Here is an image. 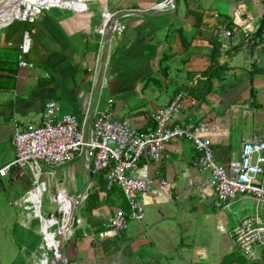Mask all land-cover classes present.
<instances>
[{"label":"crops","instance_id":"1","mask_svg":"<svg viewBox=\"0 0 264 264\" xmlns=\"http://www.w3.org/2000/svg\"><path fill=\"white\" fill-rule=\"evenodd\" d=\"M161 1L50 0L46 7L55 9L45 11L36 24L18 22L0 30V169L15 157L14 122L38 124L49 101L80 122L90 100L99 109L110 105L114 119L145 132L152 127V114L184 93L183 118L208 124L206 138L216 161L224 165L239 157L244 141L264 138L263 105L254 90L255 81L264 76V67L263 73L256 67L264 48L243 36L225 38L219 30L233 20L251 28L262 24L264 0H175L174 10H151ZM94 2L98 6L79 12L56 8L76 10ZM118 12L125 29L108 44L106 83L100 92L101 73L92 87V72L101 30L106 13ZM17 13L0 14V22ZM26 29L32 45L25 60L33 68L17 63ZM221 42L230 45L228 52L221 51ZM196 156L189 141L174 140L160 162L142 157L132 174L152 186L141 196L145 219L130 222L120 236L106 226L118 208L126 207L119 189L108 191L103 180L90 177L81 158L54 169L52 176L42 167L50 197L58 191L79 196L89 180L94 181L92 192L99 193L96 208L88 210L85 201L78 206L79 216L75 211L82 225L65 241L70 246L66 264H241L231 259L235 256L245 259L244 264H264V249L248 260L229 237L242 217L259 213L264 218V204L244 196L230 208L212 207L215 192L208 174L194 167ZM31 187L27 169L13 168L0 177V264H35L39 258L40 222L21 205ZM50 203L56 208V202ZM235 206L241 215L237 212L229 225L220 210L231 212ZM37 207L41 213V196ZM44 230V263L52 264L58 255L57 262L61 259L60 242L57 233Z\"/></svg>","mask_w":264,"mask_h":264},{"label":"built area","instance_id":"2","mask_svg":"<svg viewBox=\"0 0 264 264\" xmlns=\"http://www.w3.org/2000/svg\"><path fill=\"white\" fill-rule=\"evenodd\" d=\"M53 8H41L36 4L23 3L18 7V16L0 30L15 21L28 26L34 25L45 11ZM56 8L66 11L78 10ZM174 9V0H163L151 8L156 12ZM119 15V12L106 13L101 30L96 64L92 72V87H96L101 73L100 92L106 83L104 76L109 51L102 74L106 37L110 45L112 39L121 36L125 29V25L119 21ZM219 30L225 38L243 36L244 39L254 41L257 47L264 48L262 24L251 28L233 20L228 25L220 26ZM31 45V32L26 29L23 31L17 53L19 67L33 68V65L25 60ZM220 49L228 52L230 45L221 42ZM92 91L93 88L89 96L92 95ZM90 107L94 108L90 111ZM98 107L97 103L91 105L90 100L85 120L80 122L75 115L61 112L60 106L55 101H49L45 104L38 124L28 123L21 126L14 122L12 144L15 157L10 164L0 169V177L6 176L13 168L27 169L30 172L32 187L22 197L21 205L24 210L34 213L41 228L46 218L31 200V194L40 188L45 189L41 187L42 167H46L47 175L52 176L54 169L78 158L83 160L90 177L103 180L108 191L119 189L126 202V207L118 208L108 218L107 228L120 236L130 222H143L145 210L141 196L150 193L152 186L146 180L133 176L132 173L142 157H147L156 163L160 162L166 145L174 140H186L191 143L197 154L194 167L199 172L208 174L209 182L215 192L213 206L216 209L230 208L244 196L251 197L257 205L264 204L263 137L256 136L244 141L239 157L224 165L216 161L212 144L206 138L208 124L204 121L183 118L184 93H178L166 105L157 109L151 116L152 127L145 132L134 129L128 121L114 119L110 105L104 109ZM44 184L47 186L46 183ZM93 188L94 181L89 180L79 196L70 197L58 191L54 197H50L51 202L57 203L54 212L62 211L66 204L71 205L64 218V234L69 231L66 240L82 225L81 219L75 215L72 217L73 210L76 211L79 205L87 201ZM229 237L239 254L248 260H254L257 252L264 249V218L259 213L242 217L229 233Z\"/></svg>","mask_w":264,"mask_h":264},{"label":"rangeland","instance_id":"3","mask_svg":"<svg viewBox=\"0 0 264 264\" xmlns=\"http://www.w3.org/2000/svg\"><path fill=\"white\" fill-rule=\"evenodd\" d=\"M0 1H2V0H0ZM49 1L50 0H44L43 2H49ZM242 1H244V0H242ZM96 6H98V4L96 2H94V3H85V4H83V7L82 8H80L78 10L76 9V10L79 12V11H82V10H88L89 8L96 7ZM175 8H176V3H175ZM53 9H55V8H53ZM44 14H45V12H44ZM14 24H15L14 26L21 25L17 21H15ZM260 56L262 58H260V60L257 62L256 67L263 73L264 54H261ZM256 67L255 68H252L253 69V72H257V70H256L257 68ZM254 90L257 91V103H260V104L263 105V107H261V109L264 111V76L261 77V79H258V81H255V83H254ZM248 134L245 135V138H247L249 136ZM234 140H237L236 136H234ZM240 141H241V136L239 137L238 142L236 143V148H238V149L241 146V144H240L241 142ZM43 183H45V181L44 180H41V187H45V189L42 190V194H41V209H42V213H43L44 217L47 218L50 215V213H54V208L55 207L53 206V204L50 203L51 200H50V195H49V192H48V188H47V186L45 184L43 185ZM212 207H214V206H212ZM212 207H211L210 204H207V209H209V211H212L213 210ZM250 207H251V205H250ZM220 212H223V216L225 218V221L229 225H231L232 223H234L236 221V218H237L236 217V213L237 212H238V214L241 215L240 210H237V206L233 207L232 210H231V212L228 211V210H226V211L220 210ZM80 213H81V209L78 207L76 209V216H79ZM50 229L51 230H54L56 232L58 230V228L56 226H52V227H50ZM38 231H39V239H40L39 245H40L43 242V239H42V236H41L42 229H41L40 223H39V230ZM69 248H70L69 243L68 242H65V249H66V251L69 250ZM39 252H41V251L39 250ZM39 252H38V257H39ZM58 258H59V255L55 259L54 263H52V264H56ZM44 262L45 261L43 259L42 262H41V264H45ZM63 264H66V262L63 263Z\"/></svg>","mask_w":264,"mask_h":264},{"label":"bare ground","instance_id":"4","mask_svg":"<svg viewBox=\"0 0 264 264\" xmlns=\"http://www.w3.org/2000/svg\"><path fill=\"white\" fill-rule=\"evenodd\" d=\"M43 1L44 0H4L2 3H0V14L9 12L11 10H12V12H15L18 10V7L23 3H28V5L36 4L37 6H39L41 8H46L48 2H46L44 5H42L44 3ZM12 20L13 19L1 21L0 26L5 25L7 23H10ZM41 193H42L41 188L34 192L35 198L33 201L36 203L37 206L39 204V197L41 196ZM70 208H71V205L66 204L65 209L63 208V210L60 212L50 213V215L45 219L46 222H45V224L42 225L43 242L40 245V251L41 252H40L39 258L35 264H41L42 260L44 259V256L46 255V253L48 251V241L46 239V234H45L44 229L47 228L50 231H54V230H51L50 227L55 225L57 228H60L62 232L65 231V229L63 228L64 218H65L66 214L69 212ZM55 220L57 221L56 223H55ZM53 223H55V224L53 225ZM54 232L57 233L56 231H54ZM68 235H69V231L65 232L64 237L67 238Z\"/></svg>","mask_w":264,"mask_h":264},{"label":"water","instance_id":"5","mask_svg":"<svg viewBox=\"0 0 264 264\" xmlns=\"http://www.w3.org/2000/svg\"><path fill=\"white\" fill-rule=\"evenodd\" d=\"M107 53H108V37L106 39V44H105V47H104V58H103V65H102V74H104V70H105V66H106ZM74 215H75V210H73V212H72V217ZM57 239L60 242L59 252L61 253V259L56 264H63V263H65L67 261L66 249H65V241H66V239L64 237V231L62 232L60 228L57 231Z\"/></svg>","mask_w":264,"mask_h":264},{"label":"trees","instance_id":"6","mask_svg":"<svg viewBox=\"0 0 264 264\" xmlns=\"http://www.w3.org/2000/svg\"><path fill=\"white\" fill-rule=\"evenodd\" d=\"M264 20V19H263ZM262 26H264V22L262 23ZM106 185V184H105ZM115 190V189H114ZM99 204V193L92 192L89 194L88 199H87V209L88 210H93L96 208ZM125 207V206H123ZM232 260H237L239 263L244 264L246 263V260L243 259L242 257H231Z\"/></svg>","mask_w":264,"mask_h":264}]
</instances>
